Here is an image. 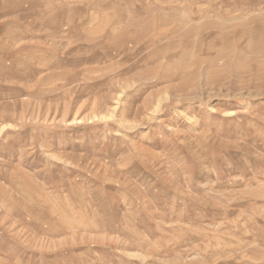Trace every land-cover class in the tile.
Returning a JSON list of instances; mask_svg holds the SVG:
<instances>
[{
	"label": "rangeland",
	"instance_id": "1",
	"mask_svg": "<svg viewBox=\"0 0 264 264\" xmlns=\"http://www.w3.org/2000/svg\"><path fill=\"white\" fill-rule=\"evenodd\" d=\"M0 264H264V0H0Z\"/></svg>",
	"mask_w": 264,
	"mask_h": 264
}]
</instances>
